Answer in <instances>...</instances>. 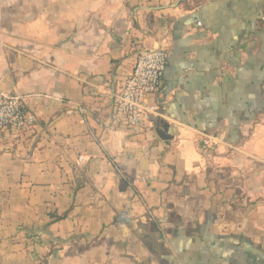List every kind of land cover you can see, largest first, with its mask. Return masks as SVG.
I'll return each instance as SVG.
<instances>
[{"label":"crops","instance_id":"1","mask_svg":"<svg viewBox=\"0 0 264 264\" xmlns=\"http://www.w3.org/2000/svg\"><path fill=\"white\" fill-rule=\"evenodd\" d=\"M262 21L264 0H0V101L37 117L0 138V264H264ZM158 48L159 115L131 130L114 96Z\"/></svg>","mask_w":264,"mask_h":264},{"label":"built area","instance_id":"2","mask_svg":"<svg viewBox=\"0 0 264 264\" xmlns=\"http://www.w3.org/2000/svg\"><path fill=\"white\" fill-rule=\"evenodd\" d=\"M168 53L163 48L140 53L120 92L114 96L116 118L137 130L159 115L157 99L162 96ZM81 112H84L81 110ZM85 123V119L82 120ZM37 125V117L19 95H3L0 101V138H21ZM205 148H211L205 141Z\"/></svg>","mask_w":264,"mask_h":264},{"label":"rangeland","instance_id":"3","mask_svg":"<svg viewBox=\"0 0 264 264\" xmlns=\"http://www.w3.org/2000/svg\"><path fill=\"white\" fill-rule=\"evenodd\" d=\"M262 23L264 24V21H262ZM262 30H264V26H262V29L259 31V38L257 40V44H258V52L261 53V60H264V31L262 32Z\"/></svg>","mask_w":264,"mask_h":264},{"label":"water","instance_id":"4","mask_svg":"<svg viewBox=\"0 0 264 264\" xmlns=\"http://www.w3.org/2000/svg\"><path fill=\"white\" fill-rule=\"evenodd\" d=\"M157 134H158V136H159L162 140H164V141H167V140L170 139L169 137L166 136L165 133H163L162 131H160V129L157 130ZM44 235L49 236V237H50L54 242H56V243H62V242H63V241L60 240V239L54 238L50 233L44 232Z\"/></svg>","mask_w":264,"mask_h":264}]
</instances>
